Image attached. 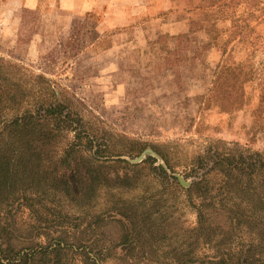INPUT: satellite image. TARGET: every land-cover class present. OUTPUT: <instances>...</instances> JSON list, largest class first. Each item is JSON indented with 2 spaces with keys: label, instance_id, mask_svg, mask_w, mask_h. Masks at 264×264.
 I'll return each mask as SVG.
<instances>
[{
  "label": "trees",
  "instance_id": "16d2710c",
  "mask_svg": "<svg viewBox=\"0 0 264 264\" xmlns=\"http://www.w3.org/2000/svg\"><path fill=\"white\" fill-rule=\"evenodd\" d=\"M173 1L164 17L189 20L207 45L217 46L220 31L235 36L233 50L264 46V0ZM249 55L234 64L251 77ZM80 105L44 74L0 57V264H105L117 247L136 248L145 231L151 255L165 264H264V150L223 140L195 151L169 143L151 146L164 165L148 153L131 162L123 156L138 157L148 143L116 140L123 136L98 117L90 124ZM19 207L34 223L30 244L16 248L3 240L13 237ZM113 223L121 234L110 244L88 234Z\"/></svg>",
  "mask_w": 264,
  "mask_h": 264
},
{
  "label": "rangeland",
  "instance_id": "374dc122",
  "mask_svg": "<svg viewBox=\"0 0 264 264\" xmlns=\"http://www.w3.org/2000/svg\"><path fill=\"white\" fill-rule=\"evenodd\" d=\"M28 1L0 0V57L44 74L62 96L81 103L80 110L90 124L95 125L94 116L98 117L101 125L123 136L116 140L129 146L133 140L148 143L138 157L124 158L144 159L154 145L178 143L195 151L217 140L264 150V105L257 79L264 82V67L258 64L264 58V46L242 45L233 50L235 36L220 31L217 46L207 45L205 34L189 30V20L178 28L186 25L185 31H157L143 41L133 29L112 25L106 16L119 13L107 11L109 5H59L55 0H36L33 5ZM173 2L156 3L174 8ZM178 6L181 9L183 4ZM174 21L171 14L163 24ZM260 31L264 33V27ZM247 54L255 60L251 77L246 75L250 69L234 64ZM19 210L14 214L13 237L3 240L4 245L16 248L30 244L27 226L34 223L27 208ZM186 220L185 225L191 226L192 214ZM101 228L89 229L92 240L110 244L121 234L117 223ZM72 232L78 235V230ZM20 233L25 237L16 236ZM144 234L136 239V248L117 247L105 264L168 262L151 255ZM37 240L44 238L32 241ZM77 252L74 249L73 262L79 259Z\"/></svg>",
  "mask_w": 264,
  "mask_h": 264
},
{
  "label": "crops",
  "instance_id": "0c3cea01",
  "mask_svg": "<svg viewBox=\"0 0 264 264\" xmlns=\"http://www.w3.org/2000/svg\"><path fill=\"white\" fill-rule=\"evenodd\" d=\"M33 5H36V0H29ZM65 2H70L72 5L85 4V5H109L107 11L118 12V15H107L113 26H123L127 29H133L139 38L146 41L148 38L156 36L157 31L163 29L164 32L171 34L182 31L178 26L183 25L174 21L164 25V11H169L170 6L166 5L165 8L157 5V0H55V3L61 5ZM121 6L118 9L113 6ZM180 28V27H179Z\"/></svg>",
  "mask_w": 264,
  "mask_h": 264
},
{
  "label": "water",
  "instance_id": "95a60500",
  "mask_svg": "<svg viewBox=\"0 0 264 264\" xmlns=\"http://www.w3.org/2000/svg\"><path fill=\"white\" fill-rule=\"evenodd\" d=\"M148 153L151 154L153 157H155L157 159L158 163H161L162 165H164L161 158L155 152L149 150ZM142 157L143 156H140L137 159H133V160H131V162H140L142 160ZM179 180H180V182H183L181 178Z\"/></svg>",
  "mask_w": 264,
  "mask_h": 264
}]
</instances>
